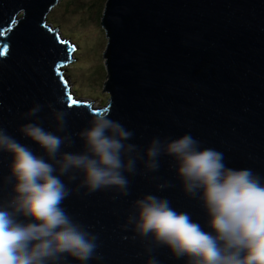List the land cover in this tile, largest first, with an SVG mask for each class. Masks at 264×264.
<instances>
[{"label": "water", "instance_id": "95a60500", "mask_svg": "<svg viewBox=\"0 0 264 264\" xmlns=\"http://www.w3.org/2000/svg\"><path fill=\"white\" fill-rule=\"evenodd\" d=\"M59 1L0 0V127L27 144L15 132L25 122L19 113L60 97L69 135L105 113L131 130V142L141 148L153 136L190 133L201 147L220 151L228 167L264 176V0H105L104 107L77 100L67 86L61 69L75 63L74 47L46 23ZM69 95L76 102L71 108ZM39 115L52 130L47 110ZM73 141L66 150L79 149L74 135ZM6 163L0 153V177ZM169 163L161 158L158 170L148 174L157 181L129 176L127 196L111 189L86 194L75 190V181L69 184L74 190L61 206L97 236L99 259L89 264H142L139 241L121 225L130 202L145 194L166 197L174 209L202 222ZM162 181L171 186L158 191L155 184ZM5 191L0 186V196ZM154 254L160 264H183L167 259L163 249Z\"/></svg>", "mask_w": 264, "mask_h": 264}, {"label": "clouds", "instance_id": "9594fccd", "mask_svg": "<svg viewBox=\"0 0 264 264\" xmlns=\"http://www.w3.org/2000/svg\"><path fill=\"white\" fill-rule=\"evenodd\" d=\"M62 104L57 97L19 113L25 122L15 132L27 144L0 127V153L7 156L0 177L6 188L0 196V264H89L99 259L96 234L61 206L74 190L69 184L75 181V190L86 194L111 189L127 196L129 176L157 181L148 174L165 157L179 191L197 204L203 220H193L152 193L132 200L121 227L139 241L142 264H160L157 249L183 264H264V176L228 167L220 151L201 147L190 133L153 136L141 148L131 142V130L105 113L91 116L73 134L80 146L68 151L74 141L65 132ZM45 109L52 130L41 122L39 113ZM170 186L167 181L155 184L158 191Z\"/></svg>", "mask_w": 264, "mask_h": 264}, {"label": "rangeland", "instance_id": "374dc122", "mask_svg": "<svg viewBox=\"0 0 264 264\" xmlns=\"http://www.w3.org/2000/svg\"><path fill=\"white\" fill-rule=\"evenodd\" d=\"M104 4L105 0H60L46 16V23L74 47L70 61L75 63L61 69L70 92L95 107H104L108 101L103 91L106 38L100 26Z\"/></svg>", "mask_w": 264, "mask_h": 264}, {"label": "snow or ice", "instance_id": "6c2138e0", "mask_svg": "<svg viewBox=\"0 0 264 264\" xmlns=\"http://www.w3.org/2000/svg\"><path fill=\"white\" fill-rule=\"evenodd\" d=\"M65 94L67 95V93H65ZM74 103H76V102L73 101V100H72V97L69 95L68 98H67V104H68L69 108H71V106H72ZM166 256H167V254H166ZM167 259H168V257H167Z\"/></svg>", "mask_w": 264, "mask_h": 264}]
</instances>
